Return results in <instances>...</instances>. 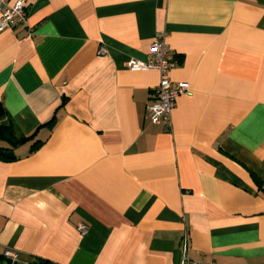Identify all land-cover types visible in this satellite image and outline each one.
<instances>
[{
  "label": "crops",
  "instance_id": "1",
  "mask_svg": "<svg viewBox=\"0 0 264 264\" xmlns=\"http://www.w3.org/2000/svg\"><path fill=\"white\" fill-rule=\"evenodd\" d=\"M22 1L0 122L33 138L0 161V263L182 264L187 237L196 264H264V0ZM159 34L191 92L171 130L160 73L128 68Z\"/></svg>",
  "mask_w": 264,
  "mask_h": 264
},
{
  "label": "built area",
  "instance_id": "2",
  "mask_svg": "<svg viewBox=\"0 0 264 264\" xmlns=\"http://www.w3.org/2000/svg\"><path fill=\"white\" fill-rule=\"evenodd\" d=\"M28 13L22 0L10 3L9 0H0V33L13 30L17 27H26ZM104 53V50H102ZM176 67V59L171 53L165 34H159L151 46V57L145 63L131 61L128 68L131 71L156 70L160 73V83L156 89V99L148 106V118L152 123H163L168 130L173 127V112L177 99L182 95H190V87L187 83H174L170 74ZM80 232L85 235L88 228L79 226ZM5 257L11 264H18L19 254L12 250L5 251ZM182 264H196L188 256L187 237L183 249Z\"/></svg>",
  "mask_w": 264,
  "mask_h": 264
},
{
  "label": "trees",
  "instance_id": "3",
  "mask_svg": "<svg viewBox=\"0 0 264 264\" xmlns=\"http://www.w3.org/2000/svg\"><path fill=\"white\" fill-rule=\"evenodd\" d=\"M5 113L0 110V120L4 117ZM14 130L11 126H4L0 122V161L3 162H11L18 157L14 153V147H17L21 144H25L26 142H29L33 137L30 138H22L21 140H15L14 142ZM3 143H10L13 146L8 147L5 146ZM38 145H40V142H37L32 146V149L34 150ZM1 264V263H0Z\"/></svg>",
  "mask_w": 264,
  "mask_h": 264
}]
</instances>
